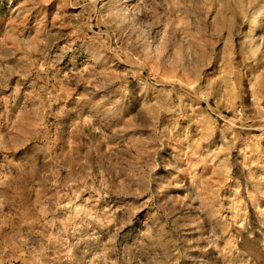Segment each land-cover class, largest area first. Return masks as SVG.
Here are the masks:
<instances>
[{
  "label": "rangeland",
  "instance_id": "obj_1",
  "mask_svg": "<svg viewBox=\"0 0 264 264\" xmlns=\"http://www.w3.org/2000/svg\"><path fill=\"white\" fill-rule=\"evenodd\" d=\"M121 1L0 0V264H264V0ZM109 10L204 58L124 54Z\"/></svg>",
  "mask_w": 264,
  "mask_h": 264
},
{
  "label": "clouds",
  "instance_id": "obj_2",
  "mask_svg": "<svg viewBox=\"0 0 264 264\" xmlns=\"http://www.w3.org/2000/svg\"><path fill=\"white\" fill-rule=\"evenodd\" d=\"M167 2V0H166ZM176 2V0H174ZM240 0H236L238 4ZM88 3L95 10V5L97 0H88ZM141 3H144V0H141ZM209 5V0H203V4L199 5L200 7H206ZM187 7H196L195 0H187ZM181 7H184L181 5ZM195 14V13H194ZM138 15V12H134L132 16H129L128 12H123L120 14L114 13L112 11H108L106 15L101 17L100 22L104 23L106 27L109 28L110 31L114 33L115 42L117 43V48L123 52L124 54L131 55L132 52L139 50L138 55L142 58V62H147L152 59L159 60V54L167 49V46L171 44L173 47H183L184 48V56L189 61L188 67L185 68V71H188L193 67L194 61L202 60L204 58V51L200 50L199 46H193L192 48H188V41L185 40L182 43L177 42L175 40L176 37V25L172 21H168L165 26L164 35L161 38L159 44L154 43L152 39L149 38L148 31L152 27V25H141L135 22V16ZM159 23V18L155 21ZM187 23V22H186ZM202 23V20H197L196 26L199 28V25ZM127 25V27H125ZM114 26V27H113ZM169 29L171 31L169 32ZM182 31L184 29H181ZM214 35H219V32L213 33ZM30 50H35L34 47ZM0 59H3L0 56ZM96 61L99 63L100 60L104 59L102 53H99L95 57ZM107 61L105 60V63ZM181 66L183 67V62L181 61ZM79 73L75 74L72 79H77L79 77ZM90 75L93 82V89L90 90L88 95H94L95 91L103 90L107 87L109 83H112L113 80H109L108 73L105 71H90ZM86 97H81L84 99ZM121 104L120 99H110L109 96H105V99L100 100L97 103V108L100 109V115L111 116L114 114ZM4 136L0 135V147L4 144ZM39 151H47L46 148H40ZM139 183V181H137ZM149 189L147 187L144 188V192H148ZM128 220L123 221V223H127ZM107 223L116 224L117 227L120 226L121 222L117 221L115 218H110ZM149 235V234H146ZM174 254V253H173ZM171 259V257H169ZM115 264V262H113Z\"/></svg>",
  "mask_w": 264,
  "mask_h": 264
},
{
  "label": "bare ground",
  "instance_id": "obj_3",
  "mask_svg": "<svg viewBox=\"0 0 264 264\" xmlns=\"http://www.w3.org/2000/svg\"><path fill=\"white\" fill-rule=\"evenodd\" d=\"M128 2H129V0H124V1H121L119 3V5L123 6V5L127 4ZM263 18H264V10L261 11L260 13H258L257 15H255L254 22H253V25H252V28H251V31H250V34H251L250 38L251 39H253L257 35V33H258L259 29H260L261 20Z\"/></svg>",
  "mask_w": 264,
  "mask_h": 264
}]
</instances>
